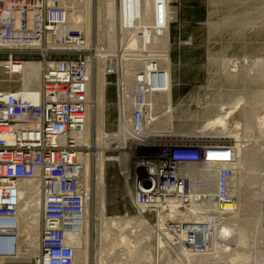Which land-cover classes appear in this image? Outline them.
<instances>
[{
    "label": "built area",
    "instance_id": "1",
    "mask_svg": "<svg viewBox=\"0 0 264 264\" xmlns=\"http://www.w3.org/2000/svg\"><path fill=\"white\" fill-rule=\"evenodd\" d=\"M172 4L156 1L158 28L168 23L162 11ZM177 21L171 20L170 26ZM192 41L180 40L179 44ZM122 48L118 52L128 54L123 64V58L118 61L116 53L104 49L101 57L107 78L115 77L108 82V88L114 85L116 91L115 125H121L128 141L135 143L131 157L136 202L132 204L151 213L162 210L163 230L178 239L184 224L179 218L167 219L169 201L187 194L194 170L209 168L219 172L213 202L231 211L226 207L235 202L228 184L234 159L227 163L212 159L211 151L220 144L172 137L149 141L146 134L165 111L167 100L161 95L170 81L154 48ZM84 52L82 31L72 26L65 7L45 0L35 7L20 0L0 5V71L16 76L28 62L43 66L35 88L0 82V258L7 263L17 260L20 251L19 183L34 180L42 199V225L38 260L31 264H74L75 248L68 239L84 230L88 188L82 180L81 153L91 148L79 142L88 129L93 103L90 62ZM137 148L142 152L137 153ZM120 150L127 147L115 145L112 152ZM236 156L232 151V157ZM195 181L204 187L199 177Z\"/></svg>",
    "mask_w": 264,
    "mask_h": 264
},
{
    "label": "rangeland",
    "instance_id": "2",
    "mask_svg": "<svg viewBox=\"0 0 264 264\" xmlns=\"http://www.w3.org/2000/svg\"><path fill=\"white\" fill-rule=\"evenodd\" d=\"M7 2L10 3V0ZM205 2L207 17L203 24L187 26L177 21L171 25L172 33L170 43L161 41L155 43L153 47L155 58L159 59V63L162 64L167 71L168 82L169 74L171 76V84L164 88L165 91L161 95V99L167 100L164 113L173 116V118H167L164 122L159 123V125L157 124V126L155 125L153 128L154 130H162V135H168V131H172L179 135L196 133L202 128L201 125H204L203 122L217 115L223 103V105H225V103L232 101L240 95H245V99L247 98L246 100H249L254 90L261 89V92L263 91L264 94V0H205ZM0 5L3 6L2 0H0ZM172 6L174 8L176 6L175 3H173ZM94 30L95 37L97 28H94ZM192 30H194V33H189ZM125 35L126 33L119 35V38H121L120 40H124V38H126ZM189 38L193 40L191 44L185 46L179 44L180 40L186 41L189 40ZM107 51L110 54H117V50L113 48H107ZM84 54L86 56H93L92 49H85ZM125 54L126 56L128 55L127 52H125ZM224 59L226 61H224ZM168 60H170V65ZM235 62L238 63L239 73L254 72L261 81L252 82L251 80H247L244 82L241 79H231L224 71L225 68L232 69ZM106 79L107 82L114 81L115 77L109 76V78H107L106 76ZM170 86L172 87V100H170L168 96V89ZM106 94L107 109L105 120L107 127L105 131L108 134H112L116 129L115 86L110 85L109 88H107ZM244 107L246 108L243 103L238 111L231 115L232 117L229 120L228 127L233 129V127L235 128V123L239 122L240 128L238 127L237 131L240 139L241 136H243L242 140L245 141L244 143L250 144L252 143V141L248 142L251 140L250 136H248L250 132H245L243 129L246 123L243 113ZM174 109V114H171ZM92 129V137L90 136L92 139L90 138V143L84 144L91 147L89 151H84V153L90 156V165L93 164L90 166L91 168L87 178L89 184L92 185H89L86 180H83V184L86 185V187L89 185L90 187H88L90 189L92 188V206L89 213L92 220L88 228L89 231L87 230V232H85L84 240L89 255H86L83 264H99V261H97V249L104 240V232L107 229L106 223L111 221V224H115L116 222V227L112 225L111 228L114 227V230H117L114 231L115 233L113 232L115 234H113L111 238L113 242L107 252L108 257L112 260V264L121 263L122 260V262L126 263L130 260L129 264L131 263L130 254L127 250H122V247H124V249L127 247L133 250V264H231V260L232 264H242V261H245L246 264H264V219L260 220L256 212L255 214L254 212L249 213L244 220L245 222L241 221L239 224H236V226L234 225L230 229L225 230L223 225H221L223 224L222 222H225V218L222 219V221L221 219L213 221V218H207L205 221L196 222L195 220L197 217L191 215L192 219L190 217L186 219L189 214L187 210H185L186 206L182 203L181 198L178 200L174 199L172 202L179 205V207L175 209L176 211H172L168 208L167 214L170 213L171 215H169L170 217L167 219L170 220V222H174L177 218L181 217L179 219L184 225H182L180 227L182 229L178 231V239L173 233H165V230H163L165 213L161 212L162 210H160L159 214L145 211L142 212V214L140 212L139 215L137 213L138 209L131 203V197L127 195L123 181L120 180L117 165L112 164L109 169L107 168L108 165L105 167L101 165V155H103V153L118 154V152H112V147L115 148L116 144L110 145V148H104L102 145H98L96 141H94L96 139L95 129L93 127ZM209 131L208 129L207 132ZM239 131L241 133H239ZM244 133H246L248 137L245 136ZM167 138L168 137H165V139ZM176 138L177 137H172L173 140ZM235 139L232 140V144L236 143ZM132 147L134 148V146H129L126 150L128 152V166L133 164V158L131 156H133V152L136 150ZM93 149L94 151H92ZM95 151H97L98 154ZM140 152H142L141 149L137 148V153ZM220 152H222V149L219 153ZM213 159L220 160L217 158ZM93 165L94 168H92ZM133 173L135 174V169H133ZM101 179L105 180L102 181ZM192 180V183L197 185L195 179ZM102 183L104 187H102ZM245 185L247 186L246 183ZM100 188L104 191H101ZM90 189H88L89 193ZM102 193H104V195ZM97 196L101 197L98 198ZM188 205L190 206L189 203ZM121 215H124V218L126 216V219H124L125 223ZM112 216L116 218L115 222ZM159 216H164L162 218L163 221L162 219H158ZM139 217H141L140 221ZM119 219H122V222L119 221ZM186 220H193L195 222ZM103 224L106 226L105 228H103ZM118 225L121 227H118ZM122 225L125 229H122ZM131 226L134 231H131L132 233L130 235L128 229L131 230ZM221 226L224 231H222V233L219 231L220 228H222ZM213 230H215V233ZM229 230L232 231L230 232ZM210 231H212V235H210ZM118 232L120 234L125 233V235L129 233L127 235V243L117 242L119 237H123V234L119 235ZM207 232L209 236L205 235ZM225 232L226 234L229 233V235H223ZM191 233H193V236ZM222 235L224 238L221 237ZM157 243H160V247H158ZM123 245H126V247ZM139 247L141 250L138 249ZM137 250L141 251L143 254L146 253L144 256L147 255V257L143 258L140 262L136 258L138 253ZM123 251L125 252L123 253ZM166 251L169 253V257H167L168 261L165 257L166 260L164 259L163 262L161 261V256L167 253ZM234 254L235 256H237V254L239 256L234 257ZM128 256L130 258H128ZM230 256H232L231 259L229 258ZM151 259L153 263L150 262ZM153 259L154 261L158 259V262H154ZM239 260H241V262ZM245 262L243 263L245 264Z\"/></svg>",
    "mask_w": 264,
    "mask_h": 264
},
{
    "label": "bare ground",
    "instance_id": "3",
    "mask_svg": "<svg viewBox=\"0 0 264 264\" xmlns=\"http://www.w3.org/2000/svg\"><path fill=\"white\" fill-rule=\"evenodd\" d=\"M7 1L8 0H2V5L3 6L7 5L8 3ZM14 1L16 0H11L10 1L11 4L15 3ZM20 1H26L29 5H32L33 7L39 6L42 4V2H44V0H20ZM45 1L47 2V4L63 6L66 8L72 26L82 31L84 38V49H92L93 56H87V57H88V61L90 62V66H89L90 89H91V99L93 103L90 111L89 126L87 131L82 136H80L79 138L80 144L84 145L85 143H90L92 139L91 131L93 130L92 129L93 127L96 133V139L94 141H96L98 145H102V147L104 148H110L111 144H116L118 148L127 147V149L129 148V146L130 147L134 146L135 143H133V141H128L125 130L121 125H115L116 129L112 134H108L105 131V128L107 127L105 117H106V109H107L106 93L108 88V82L106 79V68L104 61L102 60L101 53H103V49L107 50V48H113L117 50L118 61H120L121 58H123L122 60V64H123L124 62H126L125 59L127 58L125 54L126 51L118 52L120 51V49H123L122 48L123 46H128L131 49L141 50L145 48L147 49V47L153 48L155 46V43L161 41L170 43L171 41L170 24H171V20L174 21L177 20L178 17L177 8L175 7L173 8L171 7V5L170 8H167L166 5V8H164L162 12L165 17L166 15L168 16V23L166 24L165 27L158 28L156 26L157 0H45ZM163 1L165 3L168 1L169 4L170 1L173 0H163ZM94 28H97V33L95 34L96 35L95 37H94V31H95ZM156 30L158 31V33H161L162 35H159L156 32ZM122 33L124 34L126 33L125 35L126 38H124V40H120L121 38H119L120 37L119 35H121ZM141 33H146V34L142 36ZM130 61L132 60H129V62ZM224 61L226 60L224 59ZM168 63L170 65V60H168ZM224 64H228V63H224ZM42 67H43L42 63L40 62H34V61L28 62L24 67L23 73L16 76L11 74H6L2 70L0 71V82H8L12 86L16 85L23 89H26L29 86L35 88L39 86L40 77H41L40 72L42 70ZM232 67H233L232 69L224 67L225 68L224 72H226L227 75H229V77L233 80L241 79L244 82H246L247 80H251L252 82L261 81V79L254 72L239 73V66L238 63L236 62ZM168 79L171 84L170 74ZM171 88L172 87L170 86L168 89V96L170 100H172ZM250 97L251 98L249 100H246L247 98L245 99V95L244 96L240 95L234 98L232 101L225 103V105H223L224 104L223 103L220 109L218 110L217 115L213 116L208 121L203 122L204 125L203 126L201 125L202 128L198 130L196 133L179 135L173 133L172 131H168L167 132L168 135H162L161 134L162 130L153 129L152 131L148 132V134H146L147 139L149 141L150 140L157 141L159 138L163 139L165 137H177V138H185L187 140H197V142L199 141L202 143L220 144L218 145L219 147L211 151V155H213V158L220 159V160H216L219 163H227L228 160L234 159L233 161L234 164L232 165L233 173L228 181V184H229L230 193L235 198V202L230 204L228 207H226V208H230L231 211H227L218 207L217 205H215L212 199L217 189L219 172H217L216 170H210L209 168H203V169L194 170L189 175L191 178L190 189L188 192H186L187 194L183 195L181 198L182 203L186 206L185 210H187V212L189 213L186 219L188 217L191 218V215L197 217L196 220L194 219L196 222L205 221L207 220V218H213L214 219L213 221H216L218 219H221L222 221V219L225 218L224 219L225 222H222L223 224H221L223 225L225 230L230 229L234 225L236 226V224H239V222L241 221L245 222L244 220L246 219V216H248V214L252 212H254V214L256 212V214L259 215L257 217L258 218L260 217V220L264 219V94L263 91L261 92V89L254 90ZM243 103L244 106H246V108L245 107L243 108L244 109L243 113L245 116L244 119H246V123L243 129L245 130V132L248 133L250 132V134L248 135L251 138V140L248 142L252 141V143L250 144L244 143L245 141L242 140L243 136H241L240 139V136L237 131V128L240 126L239 122L235 123L236 125L235 128L233 127V129H230L228 127L229 120L232 117L231 115H233L236 111H238V109L241 107ZM170 117L173 118V116L167 113L162 114L159 117L156 126L157 124L159 125V123L164 122V120H166L167 118L171 119ZM208 129L210 130L209 132H207ZM239 133L241 132L239 131ZM244 134L245 136H247L246 133ZM234 139L236 143H234L233 146L231 145L229 148L226 147L228 143H233L232 140ZM112 148L113 150L115 149L114 147ZM218 148L219 149L221 148L222 152L219 153L221 149L219 150ZM94 149L92 151H94ZM231 150L233 152L235 151V154L237 155L235 158L232 157ZM95 152L97 153V151ZM127 158H128V152L126 150H120L118 154L115 155L103 153V155H101V160H102L101 165H103L104 167L108 165L107 166L108 169L112 164L117 165L120 175L119 176L120 180H122L124 183V187L126 189L128 197H131V203L135 204L136 201L133 197V179L135 177L133 173L134 168H133V164L131 166L127 165L129 161ZM81 162L83 164L82 180L87 181V178L89 176L88 172L91 168L90 166L93 163L90 165L91 162L90 156H88V154H85L84 152L81 153ZM92 168H94V165L92 166ZM196 176L199 177L204 182V187H200L192 183L193 182L192 179H195ZM101 180L104 181L105 179L104 180L101 179ZM245 183L247 184V186L245 185ZM88 186L87 188L90 189L89 188L90 186L89 187ZM102 187H104L103 183H102ZM91 190L92 188L90 189V193L88 191V199L85 205L84 230L82 232H75L73 234H70L68 239L69 243L73 245L75 248L74 264H83V262H85L86 255L88 254V249L84 244L85 243L84 240H85V232H87V230L89 231L88 228L90 227L91 224L90 222L92 220L91 215L89 214L92 206ZM100 190L104 191L101 188ZM19 191H20V198L18 204L19 228L17 234L20 240L19 242L20 251L17 256L18 259L15 260L13 263H7L6 261H3L0 258V264H31V262L38 260L39 249H40L39 248L40 230L42 225V221H41L42 199L39 191V185L37 181L34 180L22 181L19 183ZM102 194L104 195V193ZM172 201L171 200L169 201L168 207L170 210L173 211L176 208H178L179 205L174 204ZM187 202L190 204V206L188 205ZM142 207L143 206L141 205L136 207L138 209L137 212L138 214L140 212L141 214L142 212H144L145 208ZM159 212L160 210H158L156 213L159 214ZM124 215L123 216L121 215V217H123L122 218L123 221L124 219H126V216L124 218ZM169 215L171 214L169 213ZM163 217L164 216H159L158 219H162ZM139 218L140 221L141 217ZM115 220L116 218L114 217L113 221L115 222ZM121 220L119 219V221ZM111 222H107L108 224L106 223L107 229L106 231L104 230L106 232V233L104 232V236H103L104 240L101 242L99 248L97 249V256H98L97 261H99V264H112L111 263L112 260L108 257L107 252L113 242V240L111 239L112 235L115 233L114 231L117 230H114L115 229L114 227L111 228L112 225L113 226L115 225L116 227V222L115 224H111ZM120 225H118V227ZM106 226H104L103 228H105ZM133 227L131 228V230L128 229L130 235L132 233L131 231H134L132 230ZM223 227L220 228L219 230L221 231V233L223 231ZM123 228L124 226L122 227V229ZM213 231L215 233V230ZM226 232L223 233V235H225ZM122 234L123 233L121 234L119 233V235ZM212 234H213L212 231H210V235ZM127 235H125L124 233L123 237L122 236L119 237L117 242L119 241V243L122 242L127 243V239H128ZM205 235L209 236L208 232L205 233ZM223 235L221 237H223ZM226 235L228 236L229 233H227ZM157 245L158 247H160V243H157ZM123 246L126 247V245ZM138 249H140V247ZM122 250L128 251L131 257L130 264H133V250L127 247L125 249L124 247H122ZM124 252L125 251H123V253ZM137 252L138 253L136 258L139 262L142 261L143 258L147 257V255L144 256L146 253L143 254L141 251L138 250ZM166 252L167 253H164L161 256V261H163L165 257L168 261L167 257H169L168 256L169 253L168 251ZM235 254L234 257L239 256L238 254L237 256H235ZM232 256H230L229 258L231 259ZM130 257L128 256V258ZM122 261L121 263H114V264H129L130 262V260L128 263ZM156 261L158 262V259L155 260L154 262ZM239 261L241 262V260ZM150 262H152V259L150 260ZM243 262L245 261H242V264H244ZM231 264H232V260H231Z\"/></svg>",
    "mask_w": 264,
    "mask_h": 264
},
{
    "label": "crops",
    "instance_id": "4",
    "mask_svg": "<svg viewBox=\"0 0 264 264\" xmlns=\"http://www.w3.org/2000/svg\"><path fill=\"white\" fill-rule=\"evenodd\" d=\"M173 3L176 5L175 8L178 9V21L180 23L187 26L201 25L206 20L205 0H173ZM189 33H194V30Z\"/></svg>",
    "mask_w": 264,
    "mask_h": 264
}]
</instances>
